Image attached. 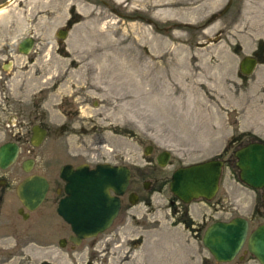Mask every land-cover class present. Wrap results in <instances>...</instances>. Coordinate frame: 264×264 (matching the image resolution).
<instances>
[{
    "label": "rangeland",
    "instance_id": "obj_1",
    "mask_svg": "<svg viewBox=\"0 0 264 264\" xmlns=\"http://www.w3.org/2000/svg\"><path fill=\"white\" fill-rule=\"evenodd\" d=\"M178 1V16L157 14L155 0H16L0 12V42L25 34L35 40V51L16 66L19 73L0 76V144L12 138V126H5L10 115L20 112L26 120L32 107L39 112L24 125L28 134L15 163L0 169L6 180L0 264H234L214 261L202 230L184 229L169 202L173 170L212 158L225 161L212 201H225L203 228L237 215L250 217L252 227L263 222L259 192L238 181L234 151L264 140V61L250 75L239 71L242 57L258 45L264 49V0H232L224 14L229 0ZM56 14L62 18L52 24ZM60 29L67 31L63 39L56 37ZM38 123L48 134L29 153L30 128ZM163 150L170 159L160 167L156 155ZM29 157L32 172L50 180H58L57 168L66 162L118 159L150 204L125 211L110 229L123 231L112 239L96 238L74 251L47 247L27 234L29 223L16 213L15 185ZM206 205L199 199L189 207L197 216Z\"/></svg>",
    "mask_w": 264,
    "mask_h": 264
},
{
    "label": "water",
    "instance_id": "obj_2",
    "mask_svg": "<svg viewBox=\"0 0 264 264\" xmlns=\"http://www.w3.org/2000/svg\"><path fill=\"white\" fill-rule=\"evenodd\" d=\"M67 31L60 29L56 33L63 39ZM31 41H23V52H28ZM255 69V59L244 56L239 63L242 75H250ZM45 131L34 128L32 143H41ZM149 145L144 154L152 151ZM17 146L7 143L0 146V167L6 168L15 159ZM235 166L239 180L252 189L264 188V141H251L234 151ZM170 158L168 151H161L156 162L159 166L167 165ZM33 161L23 164L26 172L32 168ZM224 161L209 159L176 168L170 177L169 189L179 200L188 203L194 199H211L219 188ZM60 176L67 182L69 194L60 200L58 212L69 223L79 237H89L107 228L117 214L119 200L109 195V189L122 194L130 179V169L124 165L97 164L90 169L86 164L72 168L61 167ZM48 184L46 179L37 174H30L16 186V194L23 207L35 210L43 201ZM264 199V195H263ZM132 203L135 199L131 200ZM69 206H72L70 209ZM21 212V210H20ZM202 243L217 262H230L246 244L247 251L264 264V223L249 232V222L245 217L236 216L228 221L217 220L204 231Z\"/></svg>",
    "mask_w": 264,
    "mask_h": 264
},
{
    "label": "flooded vegetation",
    "instance_id": "obj_3",
    "mask_svg": "<svg viewBox=\"0 0 264 264\" xmlns=\"http://www.w3.org/2000/svg\"><path fill=\"white\" fill-rule=\"evenodd\" d=\"M231 2L232 0L228 1L225 7L220 11V14H224L228 11L231 5ZM15 3H16V0H0V12L1 10L3 11L4 9L11 8V6L15 5ZM216 17L217 16L214 14L212 15L211 18H216ZM5 38H6L5 40L0 42V76H11V75L19 73L20 69H18L16 66L18 65H20V67L23 66V63H22L23 57L28 56L29 53L35 51L34 49L35 40L29 34L19 36L13 40H9L10 36H7ZM28 39L31 41V45L27 48L28 52L24 53L23 48L25 46H23V41L28 40ZM249 56L255 59V67L263 63L264 61L263 47L261 45H258L255 51ZM18 113L20 114V112H16L15 115L13 116L10 115L7 118V123L5 124V126L8 128L10 125L12 126V128L7 129L11 133L12 138L0 144V146H2L7 143H14L17 146V154H16L14 161L9 166H7L6 168L0 167V169L2 170H5L9 168L10 166H12L19 156V153L21 151V145L23 143L22 140L28 134V130L24 126L25 123H30L31 121L38 119V115H39V112L34 107H32L31 110L24 112L26 120L19 118L22 115L20 114L18 117ZM13 120L15 121V123H12ZM34 128H37V131H41V130L45 131V135L41 143L44 141V139L46 138L48 134V130L44 125L40 123L34 124L30 128L29 142L31 144V147L30 149H28L29 153H31L35 147H38L41 144L40 143L38 145H34L32 143ZM27 160L33 161L32 168L30 169L29 172H26L23 168V164ZM101 163L127 166L126 164L120 163L118 159L113 162L96 161L95 163H90L87 159H83L81 161L74 162V163L66 162V163L60 164L59 168H57L58 180H50L45 174H39V173L32 172V169L35 164L34 158L29 157L23 160L21 162V169L25 172V176L20 181H22L25 177H27L30 174H37V175L43 176L46 179L47 184H48L47 192H46V195L43 201L35 210H32V211H29L28 209L23 207V205L21 204V201L19 200L16 194V186L20 181L15 185V194L20 202V206L16 209V213L18 214L20 219L29 223L26 227H24L27 234L33 236V239L37 237L36 240L39 239V241H41L47 247L58 245V247L62 249H66L68 251H74L80 247H83L87 245L90 240H93L96 238H101L103 241V240H109L110 238L112 239L113 237L111 235H114V234L120 235V233L123 231L122 230L123 228L122 229L120 228L117 230H110L113 227V225L117 222L119 217L123 216L125 211H127L129 208L133 207L135 204L139 203L140 201H144L147 205L150 204L149 200H145L144 198L141 197L139 187L138 186L133 187L131 185L132 172L129 166L127 167L130 169V179H129V182H128V185L125 191L122 194H117L112 189H109L108 191L110 196L118 198L119 208H118L117 214L114 216L110 225L104 230L97 232L96 234L89 236V237H79L76 233H74L72 229V224L67 222L58 212L60 200L63 197L69 195L65 190V186L67 182L63 180L62 177L60 176L61 167L64 165H71L72 168H76L79 165L86 164L90 169H92L97 164H101ZM5 184H6V180L4 178H1L0 179V189L1 187L5 186ZM151 184H152L151 181L145 180L142 183V187L144 189H148ZM168 187H169V183H168ZM258 192H259L258 198L260 201L261 209L258 208L257 213L263 219V222L261 223H264V199H263L264 188L261 190H258ZM214 197H212L209 200L200 198L208 202L209 206L206 205L205 208H203L200 211L199 215L197 216H194L192 214L190 207H189L190 204L193 203V201L185 203L173 195V197L170 198L169 202H170V206H172L173 208L174 207L176 208L174 210L175 214L181 213L179 223H182L184 229L194 232V233L196 232L198 233L202 230L201 235L203 237L205 229L212 222L216 221V219H214L212 222H210L209 225L203 228L205 222L209 220L210 217H213V218L215 217L216 213L220 209L221 205L223 206L224 201H225V199L222 198L221 201L213 202L212 200ZM132 199H135L134 203L131 202ZM196 200H199V199H196ZM69 207L70 209L72 208V206H69ZM181 208H183L184 211H182ZM202 237H201V241H202ZM33 239H30L29 241H32ZM203 247L206 249L204 245ZM207 252L213 258V256L209 253L208 250ZM236 258L237 259H234L233 261H231V263L234 262V264H247L251 259H254L253 256L246 250L245 246L241 249V251L238 253ZM213 260L216 261L214 258ZM199 264H205V263H203L201 259L199 261Z\"/></svg>",
    "mask_w": 264,
    "mask_h": 264
},
{
    "label": "bare ground",
    "instance_id": "obj_4",
    "mask_svg": "<svg viewBox=\"0 0 264 264\" xmlns=\"http://www.w3.org/2000/svg\"><path fill=\"white\" fill-rule=\"evenodd\" d=\"M123 1V0H121ZM149 2L146 1V5L145 6H149L148 5ZM86 8L88 7L87 5H85ZM154 8H157V14H161V15H173V16H178L181 12L180 9V2L178 0H171L169 2L167 1H160V0H155V4L153 5ZM78 9L81 10L80 7H78ZM61 10V9H57L56 13ZM87 10V9H86ZM2 12V10H1ZM100 15V14H99ZM98 17V15H97ZM62 18V14H60V16L58 14H56L55 16L52 17L51 23L55 24L58 19ZM46 24V23H45Z\"/></svg>",
    "mask_w": 264,
    "mask_h": 264
},
{
    "label": "trees",
    "instance_id": "obj_5",
    "mask_svg": "<svg viewBox=\"0 0 264 264\" xmlns=\"http://www.w3.org/2000/svg\"><path fill=\"white\" fill-rule=\"evenodd\" d=\"M234 139H235V138H234V137H232V138H231V141H230L229 143L233 142V140H234Z\"/></svg>",
    "mask_w": 264,
    "mask_h": 264
}]
</instances>
